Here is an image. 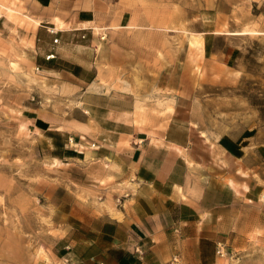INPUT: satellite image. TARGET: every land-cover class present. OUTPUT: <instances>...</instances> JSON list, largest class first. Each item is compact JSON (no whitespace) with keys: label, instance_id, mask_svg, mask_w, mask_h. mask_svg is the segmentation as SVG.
<instances>
[{"label":"crops","instance_id":"0c3cea01","mask_svg":"<svg viewBox=\"0 0 264 264\" xmlns=\"http://www.w3.org/2000/svg\"><path fill=\"white\" fill-rule=\"evenodd\" d=\"M25 1L32 26L15 28L27 31L36 66L77 93L84 113L55 128L47 117H23L72 149L51 157L61 164L41 182L65 221L48 259L32 264H167L174 255L179 264H233L239 252L264 247V134H204L189 98L167 82L137 97L124 82L98 81L99 0ZM204 10L213 16L206 34L232 7L216 0Z\"/></svg>","mask_w":264,"mask_h":264},{"label":"rangeland","instance_id":"374dc122","mask_svg":"<svg viewBox=\"0 0 264 264\" xmlns=\"http://www.w3.org/2000/svg\"><path fill=\"white\" fill-rule=\"evenodd\" d=\"M99 1L106 12L94 29L98 81L124 82L137 97L167 82L164 93L189 98L204 134H264V0H227L232 11L206 34L213 16L204 8L216 0ZM27 5L0 0V264L48 259L57 222L65 221L63 209L41 196V182L55 178L61 164L51 157L72 149L58 132L51 144L49 133L23 117H47L55 128L84 114L77 93L36 66L26 29L15 28L30 30ZM233 259L264 264V247Z\"/></svg>","mask_w":264,"mask_h":264},{"label":"built area","instance_id":"2783aa9c","mask_svg":"<svg viewBox=\"0 0 264 264\" xmlns=\"http://www.w3.org/2000/svg\"><path fill=\"white\" fill-rule=\"evenodd\" d=\"M49 32H51V33H55L54 28H49ZM57 41H58L57 38H54V39H53V42H57ZM53 56H54L53 53H50V54L46 55V58H50V57H53ZM68 141L71 142V141H72V138L69 137V138H68ZM92 145H93V144H92ZM126 195H127V194L124 193L122 196H117V197H116L115 201H116L117 205L121 204V202H122V200H121L122 197H125ZM217 252H220V247H218ZM169 264H179V261H178L177 256H175V255L172 256L171 259H170V261H169Z\"/></svg>","mask_w":264,"mask_h":264},{"label":"bare ground","instance_id":"6f19581e","mask_svg":"<svg viewBox=\"0 0 264 264\" xmlns=\"http://www.w3.org/2000/svg\"><path fill=\"white\" fill-rule=\"evenodd\" d=\"M192 42H194V41L192 40Z\"/></svg>","mask_w":264,"mask_h":264}]
</instances>
